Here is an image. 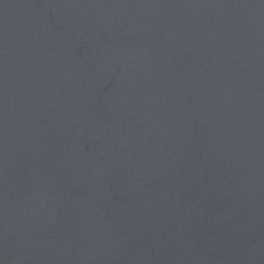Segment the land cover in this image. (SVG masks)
I'll return each mask as SVG.
<instances>
[{"label": "water", "instance_id": "water-1", "mask_svg": "<svg viewBox=\"0 0 264 264\" xmlns=\"http://www.w3.org/2000/svg\"><path fill=\"white\" fill-rule=\"evenodd\" d=\"M129 264H264V145L209 186Z\"/></svg>", "mask_w": 264, "mask_h": 264}]
</instances>
